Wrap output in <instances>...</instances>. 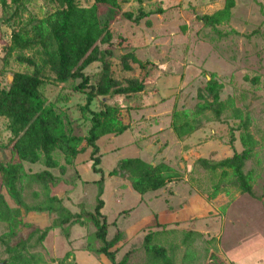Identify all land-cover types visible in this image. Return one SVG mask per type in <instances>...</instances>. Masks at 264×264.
<instances>
[{
    "label": "rangeland",
    "instance_id": "obj_1",
    "mask_svg": "<svg viewBox=\"0 0 264 264\" xmlns=\"http://www.w3.org/2000/svg\"><path fill=\"white\" fill-rule=\"evenodd\" d=\"M120 1L123 11L134 14L140 7L146 12L161 7L168 10L165 15L152 14L150 19L146 17L140 23L121 13L111 23V27L115 26L113 43L101 48L109 47L113 51L112 60L116 63L126 52L137 51L138 58L149 63L146 71L139 68L132 73L144 78L145 97L139 92L108 97L106 101L121 107L124 120L128 113L136 117L128 104L140 100L155 104L163 114L172 108L174 96V108L193 109L199 101L198 89L206 86L210 73H215L224 84L222 100L233 97L235 105L249 114L250 130L259 142L254 157L245 166L246 172L253 171L255 196L242 194L233 185V177L221 178V170L212 172L197 164L199 158L219 161L241 151V121L232 118L231 111L220 119L212 118L201 128L204 131L192 134L200 137L197 146L191 140L182 151L176 141H172L170 133L162 135L159 144L149 136L139 137L141 133L133 126L121 134L106 135L98 141L102 153L99 166L103 173L93 170L91 149L79 153L71 165H66L63 154L57 151L55 157L66 169L64 172L58 167L50 169L58 180L50 184L49 193L58 196L60 205L73 213L93 211L101 193L102 212L109 224L108 239H113L118 230L122 231V239L117 243V259L130 252L128 264H148L144 237L154 230L157 232L154 242L167 248L175 264H264V0H236L231 20L216 28L206 26L201 17L222 8L225 0H144L142 4L137 0ZM81 3L87 5L92 1ZM55 9L56 4L51 0H35L23 12L22 20L30 16L41 18ZM11 11L4 13L0 0V87L5 89L9 88L15 72L32 70L17 60L19 51H8L12 31L19 28L16 23L19 19L6 20ZM107 11L108 6H99V15L105 17ZM141 35L145 36L143 42H140ZM101 71V62L93 63L86 70L93 83L98 81ZM117 74L125 83L123 73ZM72 86L71 83L57 84L52 76L43 92L48 103L56 102L57 110L67 115L68 128L72 127L77 135H84L89 122L81 107L86 103L87 90L76 91ZM99 107L97 98L92 108ZM11 136L9 121L0 116V164L17 159L12 151ZM164 153L168 154L160 157ZM128 157L152 160L154 164L168 157L181 177L162 190L141 195L127 178L110 175L119 161ZM24 165L30 174L47 169L42 161ZM217 184H221L219 193L212 198ZM0 192L10 205H16L6 190L1 172ZM22 194L29 205L42 204L47 199L45 189L36 181H26ZM159 211L164 214L160 219L140 221L143 216H154ZM57 217V213H23L24 223L17 229L18 235L12 243L29 238L26 252L41 254L43 258L34 264H100L104 257L110 261L96 251L101 243L94 235L95 226L88 221L71 227L54 226L40 241L41 230L53 224ZM7 230L8 225L0 221V233ZM188 230L198 231L202 236L190 239L191 257L186 260L187 246L183 238ZM8 256L5 246L0 244V264Z\"/></svg>",
    "mask_w": 264,
    "mask_h": 264
},
{
    "label": "trees",
    "instance_id": "obj_2",
    "mask_svg": "<svg viewBox=\"0 0 264 264\" xmlns=\"http://www.w3.org/2000/svg\"><path fill=\"white\" fill-rule=\"evenodd\" d=\"M35 0H1L4 13L12 9L7 21H16L19 26L11 34V44L8 51H19L17 60L32 68L30 72H15L8 89L0 87V116L9 121L12 151L17 157L8 164H0L2 180L7 192L15 201L12 206L0 192V221L8 225L6 233H0V244L5 246L8 258L3 264H34L43 260L41 254H28L29 238H21L15 244L13 239L18 235L17 229L23 225V213L48 212L57 213L53 224L41 230L39 240L43 241L52 227H71L75 224L83 225L85 221L95 226V236L101 245L97 252L107 256L111 264H128L130 252L122 259H117L119 243L123 233L118 230L113 239H108L109 224L102 209L104 200L101 193L93 211L73 213L60 205L58 196L49 193L50 184L58 179L52 168L66 169L55 157L58 151L63 154L65 164L74 163L79 153L91 149L92 168L95 172L103 173L99 166L102 160L101 147L98 141L106 135H118L129 129L121 117V107L111 105L106 101L116 95H131L145 90L144 78L132 75L136 69L146 71L149 62H143L134 51L121 55L115 63L113 51L101 48L113 43V29L111 23L122 13L124 17L136 23L152 14L163 13V7L156 10L144 11L142 7L138 13L123 11L120 0H51L56 9L43 17L30 16L23 22V12ZM91 2L82 4L81 2ZM140 4L144 0H137ZM100 5L108 6L105 17L99 15ZM236 0H225L222 9L201 17L206 26L216 28L231 20ZM150 23V22H148ZM31 54H25V52ZM101 62L102 71L96 83L86 70L93 63ZM116 66L118 70L116 71ZM117 72H122L125 83H122ZM53 76L57 84H73L72 89L86 91V103L81 110L87 117L89 128L84 135L75 134L72 127L67 126V115L57 110L56 102L48 103L43 92L46 82ZM80 82L77 83V81ZM224 84L219 81L215 73H210L204 88H199L198 102L193 109H178L172 112L171 127L179 140L189 138L196 131L213 119H220L225 112L231 111L232 118L240 119L242 133L240 135L241 151H235L232 156L219 161L199 158L197 164L212 172L221 170L220 177H233L232 183L242 194L255 196L253 171L246 172V163L251 160L259 144L250 130L249 114L235 105L233 97L222 100L221 92ZM99 99L100 107L92 108L95 99ZM70 117V116H69ZM232 138L234 136L232 135ZM43 162L47 169L28 173L24 163ZM110 175L127 178L132 188L144 195L148 192L165 188L169 183L181 177L175 167L167 162L153 164L140 157H128L119 161L111 170ZM26 181H36L45 189L47 199L42 204L29 205L23 200V189ZM221 184L215 186L211 197H215ZM38 196V192H34ZM264 201V193L262 195ZM160 225V223H157ZM156 231L149 232L144 237L145 252L148 264H175L167 248L154 242ZM69 238V231H66ZM202 236L198 231L184 232L183 242L187 246L186 257L190 255V239ZM117 244V245H116ZM116 245V246H115ZM69 252L66 257L69 256Z\"/></svg>",
    "mask_w": 264,
    "mask_h": 264
},
{
    "label": "crops",
    "instance_id": "obj_3",
    "mask_svg": "<svg viewBox=\"0 0 264 264\" xmlns=\"http://www.w3.org/2000/svg\"><path fill=\"white\" fill-rule=\"evenodd\" d=\"M163 8H164L165 11L163 13H160V15L161 14L165 15V13L168 10V8H166V7H163ZM222 8H219V9H222ZM150 17L151 16L147 17V19H150ZM112 29H113V32H114L115 31V26H113ZM116 33H117V31H116ZM144 39H145V36L142 38V35H141L140 36V42H143ZM140 42H139L140 45L141 44H145V45L149 44V43H140ZM136 47L137 46L133 45V48H136ZM136 52L137 51H135V53ZM169 90H170V93L172 94L173 90H171V88H169ZM174 91H176V89ZM141 93H143L144 97L146 96L145 90L142 91ZM172 102H173L172 108L170 109V111L165 112V114H163V111H161L159 108H157V106L155 104L149 103L147 100H140L138 102L136 101V102H134L132 104H128L130 106V109H133L136 112V117H134L131 113H128V117L125 119L126 121L123 119V122H124V124L130 125V127L133 126L134 128H137L138 131L141 133L139 135V137H142V138L146 139L149 136L150 138H152L154 140V142H156L158 144L161 142V139H159V138L162 135H165V133H170V135L172 137V141L173 142L176 141L178 147L181 148V151L182 150H186L185 143L187 145L191 140L193 141L194 146H197L196 141L198 139H200V137H198V136L195 137V135H193V136H191L189 138H186L184 140H179L177 138V136L175 135L174 130L171 127L172 112H173V109H174V106H175V103H176V97L175 96L173 97ZM136 120H138V121H136ZM139 120H140V122H139ZM142 122H144V123H142ZM200 131H204V130L200 129ZM172 132L174 133V135H173ZM202 135H203V132H202ZM192 137H195V138L192 139ZM168 147H169V153H170V151L172 149H171L170 145ZM194 149H195V147H194ZM167 154L168 153H164L160 157H164ZM148 162L153 163L152 160H148ZM164 162H167L168 164L174 166V164L170 163V159H168V157L165 158ZM163 216H164V214H162V211H159L158 213H154V216H152V215L151 216H143L140 221H144L145 219L146 220H148V219L150 220L151 218H154V217L160 219ZM100 264H111V262L108 261L104 257L103 260H101Z\"/></svg>",
    "mask_w": 264,
    "mask_h": 264
},
{
    "label": "water",
    "instance_id": "obj_4",
    "mask_svg": "<svg viewBox=\"0 0 264 264\" xmlns=\"http://www.w3.org/2000/svg\"><path fill=\"white\" fill-rule=\"evenodd\" d=\"M210 78V77H209Z\"/></svg>",
    "mask_w": 264,
    "mask_h": 264
}]
</instances>
